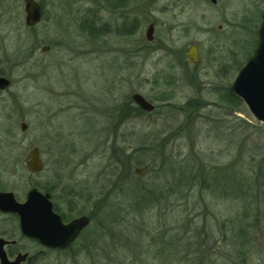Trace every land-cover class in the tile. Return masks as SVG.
<instances>
[{
  "label": "rangeland",
  "instance_id": "rangeland-1",
  "mask_svg": "<svg viewBox=\"0 0 264 264\" xmlns=\"http://www.w3.org/2000/svg\"><path fill=\"white\" fill-rule=\"evenodd\" d=\"M37 1L28 27L24 0H0V191L24 201L35 187L90 221L50 249L0 212V237L21 238L25 264H264V125L228 96L264 0ZM167 188V204L132 212V191Z\"/></svg>",
  "mask_w": 264,
  "mask_h": 264
},
{
  "label": "water",
  "instance_id": "water-1",
  "mask_svg": "<svg viewBox=\"0 0 264 264\" xmlns=\"http://www.w3.org/2000/svg\"><path fill=\"white\" fill-rule=\"evenodd\" d=\"M24 10L26 26L35 27L40 23L43 9L37 0H24ZM153 30L154 26L151 24L147 31L149 40L153 39ZM48 49L49 47L44 48L45 51ZM188 56L194 63L201 61L197 46L190 48ZM9 85L10 81L0 76V88L4 89ZM230 93L242 100L253 117L264 125V11L253 52L240 67L230 86ZM133 100L143 110L151 112L155 109V105L140 93L133 94ZM26 126L25 123L22 124L23 130ZM40 155L39 148L34 147L26 157L27 168L32 174L43 171L45 167ZM0 211L17 214L21 233L52 249H64L70 246L90 221L88 216L83 215L66 223L62 215L54 210L50 193L42 192L35 187L28 191L24 201L18 200L11 191H0ZM8 243L9 240L0 237V264H23L28 254L20 253L15 259H10L5 250V245Z\"/></svg>",
  "mask_w": 264,
  "mask_h": 264
},
{
  "label": "trees",
  "instance_id": "trees-1",
  "mask_svg": "<svg viewBox=\"0 0 264 264\" xmlns=\"http://www.w3.org/2000/svg\"><path fill=\"white\" fill-rule=\"evenodd\" d=\"M228 96H229V98H231V101H240L241 102V100L240 99H238L237 97H235V96H233L230 92L228 93ZM157 138V137H156ZM177 173V172H176ZM171 174L172 175V177H174L175 176V178H176V176H178V173L177 174ZM224 181L227 183V188L229 189V190H234V192H236L237 191V193H239L240 194V191H241V189L240 188H238V186L235 184V181L236 180H233V178H231V177H229L228 175H226V176H224ZM233 180V181H232ZM213 181H215V178H214V180ZM216 182V181H215ZM214 182V183H215ZM217 183V182H216ZM212 186V185H211ZM113 188H115V187H113ZM44 190H46V191H51L50 189H44ZM122 191L123 190H120V191H118L117 193H116V196H121V194H122ZM138 191L139 190H137L136 192L135 191H132V198H133V202H134V207H137V206H140V208L138 209V211H136V210H132V212L134 213V212H137V213H139V211H144V213H147L148 212V210H152V209H154V208H160V207H162V205H164V204H167L169 201V199L172 197V195H173V190L171 189V188H167V189H162L161 191H159L158 193H152L151 195L150 194H148L149 195V197H142L141 196V198H140V196L139 197H137V195H139L138 194ZM103 195H106L107 197H106V199L108 198V194H106V193H102V195H101V197H100V203L102 202H104V200H105V197L103 196ZM141 195V194H140ZM90 199H92V198H90ZM124 199H127V198H124ZM164 201V202H163ZM133 207V208H134ZM74 208V207H73ZM54 209L58 212V213H61L62 215H63V218H64V220L65 221H69L70 220V218L68 217V215H65L61 210H60V207L55 203L54 204ZM233 229L235 228V226L233 225V227H232ZM198 236H199V234H197ZM206 245H209V244H207L206 243ZM233 261V260H232Z\"/></svg>",
  "mask_w": 264,
  "mask_h": 264
},
{
  "label": "flooded vegetation",
  "instance_id": "flooded-vegetation-1",
  "mask_svg": "<svg viewBox=\"0 0 264 264\" xmlns=\"http://www.w3.org/2000/svg\"><path fill=\"white\" fill-rule=\"evenodd\" d=\"M154 27H155V24H153V23H151ZM150 24V25H151ZM193 46H196V45H193ZM198 48V47H197ZM51 199H52V197H51ZM1 212V211H0ZM1 213H3V212H1ZM5 214H10V215H13L16 219H17V221H18V227H19V233H20V237H22V238H27V239H30V240H32V241H34V242H38L37 240H35V239H32V238H28V237H26V236H24L22 233H21V230H20V225H19V217H18V215L17 214H13V213H5ZM73 219H75V218H71L69 221H66V223H68V222H70L71 220H73ZM81 233V232H80ZM18 238V239H15L14 238V236H9V237H2V238H5L6 240H9L10 241V243H8V244H6L5 245V250H6V252H7V254H8V257L10 258V259H15V257L18 255V254H20V253H27L28 254V258H27V260L23 263V264H25V263H27V262H31V257H30V253H28V252H23L24 251V249H23V247H21L20 246V244H19V241L21 240V238ZM79 237V236H78ZM39 243V242H38ZM40 244V243H39ZM41 245V244H40ZM45 247V246H44ZM72 247V245H70V246H68L66 249H69V248H71ZM65 249V250H66Z\"/></svg>",
  "mask_w": 264,
  "mask_h": 264
}]
</instances>
